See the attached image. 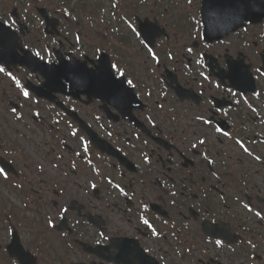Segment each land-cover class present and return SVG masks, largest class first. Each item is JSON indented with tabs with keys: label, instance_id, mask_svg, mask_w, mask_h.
<instances>
[{
	"label": "flooded vegetation",
	"instance_id": "obj_1",
	"mask_svg": "<svg viewBox=\"0 0 264 264\" xmlns=\"http://www.w3.org/2000/svg\"><path fill=\"white\" fill-rule=\"evenodd\" d=\"M203 2L0 0V264H264V0Z\"/></svg>",
	"mask_w": 264,
	"mask_h": 264
},
{
	"label": "snow or ice",
	"instance_id": "obj_2",
	"mask_svg": "<svg viewBox=\"0 0 264 264\" xmlns=\"http://www.w3.org/2000/svg\"><path fill=\"white\" fill-rule=\"evenodd\" d=\"M189 3H191V0H189ZM129 27L131 28L132 25L129 24ZM132 30H133V32H135V34H136L137 36L140 35L139 32H136L135 28H133ZM145 41H148V43H145ZM141 43H143L144 46H145L146 48H148V52L152 55V58H153L154 60H157L156 54H155V53L152 51V49L148 46L149 43H150V37L148 36L147 32H146V34H145L144 39L141 40ZM37 55H38V53H37ZM157 62H158V60H157ZM112 67H113V68H116L117 66H116V65H113ZM2 71H4V69H3V68H0V72H2ZM121 75H123V73H121ZM128 83H129V84H132V81L129 80ZM23 94H24V96H25L26 98L28 97V92H27V91H25ZM201 143H203V141H201ZM0 175H5L3 169H0ZM249 210H251V209L249 208ZM65 211H66V210H65ZM256 215H257V216H260V213L257 212ZM145 223H147V221H145ZM49 226H52V225L50 224ZM216 244H217V245H221V244H222V241L217 240V241H216Z\"/></svg>",
	"mask_w": 264,
	"mask_h": 264
}]
</instances>
